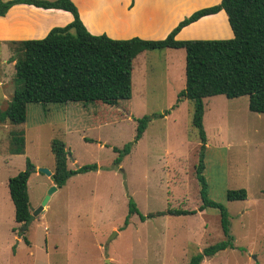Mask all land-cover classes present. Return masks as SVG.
Wrapping results in <instances>:
<instances>
[{
    "label": "rangeland",
    "instance_id": "374dc122",
    "mask_svg": "<svg viewBox=\"0 0 264 264\" xmlns=\"http://www.w3.org/2000/svg\"><path fill=\"white\" fill-rule=\"evenodd\" d=\"M12 54L11 46H0V111L22 87L14 79ZM140 56L133 60L131 97L115 106L32 103L24 123H0V264H188L191 256L224 239L218 209L197 212L201 142L191 123L192 103L184 100L174 107L185 86V52L165 48ZM144 115L151 118L134 143L136 120ZM203 126L207 194L226 206L234 247L201 264H264V113L250 111L247 96L215 95L204 99ZM19 131L24 151L16 154L11 138ZM54 138L65 142L69 168H97L72 175L61 187L46 173L31 171L30 211L41 206L51 186L56 190L21 230L8 178L25 170L27 158L32 167L52 173ZM127 143H132L130 152L114 164L113 148ZM239 188L246 189V199L228 201L226 191ZM130 199L144 215L197 211L144 221L133 214L125 226Z\"/></svg>",
    "mask_w": 264,
    "mask_h": 264
},
{
    "label": "trees",
    "instance_id": "16d2710c",
    "mask_svg": "<svg viewBox=\"0 0 264 264\" xmlns=\"http://www.w3.org/2000/svg\"><path fill=\"white\" fill-rule=\"evenodd\" d=\"M25 4L43 9H61L71 13L73 19L64 26H56L40 39L11 41L14 62V79L22 83L16 89L9 105L0 111V123L6 120L21 124L26 121L27 106L32 103L65 104L68 102H96L115 106L120 100L131 97L133 60L145 50L183 49L185 52V86L178 92L177 103L184 100L192 103V125L198 130L200 149L195 177L200 185L201 204L198 211L217 208L224 239L208 245L191 256L188 264H201L205 257L234 247L230 233L228 210L224 204L208 197L204 151L207 136L203 126L204 99L215 95L227 98L248 97V108L252 112L264 113V0H221L217 5L204 7L180 20L163 39H114L106 34H92L81 20L77 6L72 0H0V16H4L14 5ZM224 10L233 36L227 39H176V34L185 26L203 16ZM151 116L138 118L134 143L139 141ZM11 151H24L23 132L11 138ZM132 143L117 152L114 164H119L127 155ZM54 156L52 181L63 186L72 175L97 168L86 164L69 168L65 142L60 138L51 141ZM33 164L27 158L25 170L8 178V191L14 206V220L24 224L30 214L28 178ZM244 188L228 189V201L244 200ZM197 210L169 209L142 214L132 199L128 214H136L141 221L159 215H188ZM29 245V241L24 238Z\"/></svg>",
    "mask_w": 264,
    "mask_h": 264
},
{
    "label": "crops",
    "instance_id": "0c3cea01",
    "mask_svg": "<svg viewBox=\"0 0 264 264\" xmlns=\"http://www.w3.org/2000/svg\"><path fill=\"white\" fill-rule=\"evenodd\" d=\"M72 1L77 6L84 25L92 34L104 33L114 39L139 37L153 40L165 38L184 16L221 2V0H101L102 3L100 0ZM72 19L71 13L61 9L14 5L4 16H0V46H6L11 41L43 38L51 28L64 26ZM232 36L227 14L224 10H219L183 27L175 37L185 40L227 39ZM141 53L135 58L141 57ZM2 84L0 80L1 87Z\"/></svg>",
    "mask_w": 264,
    "mask_h": 264
},
{
    "label": "water",
    "instance_id": "95a60500",
    "mask_svg": "<svg viewBox=\"0 0 264 264\" xmlns=\"http://www.w3.org/2000/svg\"><path fill=\"white\" fill-rule=\"evenodd\" d=\"M31 170L32 171H40V172L46 173L48 176L52 177V173L50 171H48L47 169L32 167ZM54 190H56L55 185L51 186V188L48 190V192L46 193V195L43 198L41 206L38 209L31 211V214H30L28 220L24 224L21 225V230H26L29 227V225L31 224V222L35 219V217L44 209V206L46 205L51 193Z\"/></svg>",
    "mask_w": 264,
    "mask_h": 264
},
{
    "label": "bare ground",
    "instance_id": "6f19581e",
    "mask_svg": "<svg viewBox=\"0 0 264 264\" xmlns=\"http://www.w3.org/2000/svg\"><path fill=\"white\" fill-rule=\"evenodd\" d=\"M106 13V12H105Z\"/></svg>",
    "mask_w": 264,
    "mask_h": 264
}]
</instances>
